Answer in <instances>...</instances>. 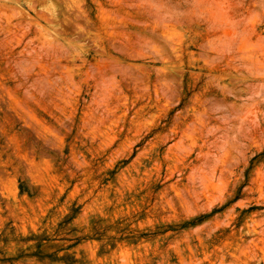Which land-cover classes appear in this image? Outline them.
<instances>
[{"label":"rangeland","instance_id":"374dc122","mask_svg":"<svg viewBox=\"0 0 264 264\" xmlns=\"http://www.w3.org/2000/svg\"><path fill=\"white\" fill-rule=\"evenodd\" d=\"M0 264H264V0H0Z\"/></svg>","mask_w":264,"mask_h":264}]
</instances>
